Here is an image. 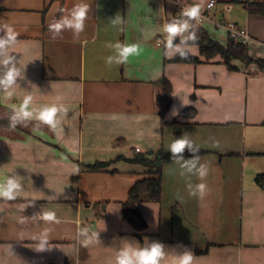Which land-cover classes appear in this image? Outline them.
I'll return each instance as SVG.
<instances>
[{
	"label": "crops",
	"instance_id": "0c3cea01",
	"mask_svg": "<svg viewBox=\"0 0 264 264\" xmlns=\"http://www.w3.org/2000/svg\"><path fill=\"white\" fill-rule=\"evenodd\" d=\"M210 1L0 0V28L17 33L11 54L26 77L12 95L0 91V181L19 176L23 185L16 200L0 199V264H115L125 245L151 241L166 246L162 264H176L185 247L192 264H264V189L256 184L264 174V69L239 59L229 68L221 56L208 59L190 43L198 63L165 55L164 25L180 18L179 9L199 4L207 17L200 25L192 21L196 27L227 48L229 34L217 24L245 26L252 38L247 55L264 60V15L250 13L264 0H214L207 11ZM81 2L89 5L85 31L53 39L49 24L62 8L64 15ZM117 15L123 23L114 27ZM117 41L138 42L142 52L108 66L112 50L105 44ZM165 79L172 94L161 115ZM26 95L33 96L29 110L67 109L59 134L35 119L9 127ZM177 134L206 152L199 157L208 165L203 182L211 192L203 200L190 196L187 184L202 181L181 176L174 161L166 164L161 202L138 204L147 222L139 237L122 204L151 176L121 158L152 159L161 148L168 152ZM100 162H110L107 170L93 171ZM42 211L55 212L59 223L33 219ZM83 227L100 233L99 240L84 246ZM45 231L51 249L38 252Z\"/></svg>",
	"mask_w": 264,
	"mask_h": 264
},
{
	"label": "clouds",
	"instance_id": "9594fccd",
	"mask_svg": "<svg viewBox=\"0 0 264 264\" xmlns=\"http://www.w3.org/2000/svg\"><path fill=\"white\" fill-rule=\"evenodd\" d=\"M63 11L62 9L61 12ZM88 14V4L83 2L75 4L66 14L49 24L48 30L52 38H62L65 31H71L73 36L78 38L85 31ZM200 15L201 6L194 4L183 9L180 18L173 19L164 25L163 31L166 33L165 55L169 59L177 55L182 59L188 57L192 51L189 42L191 41L194 44L198 40L196 26L192 21H199ZM110 21L114 27L123 23L120 15ZM0 32L4 33V35H0V91L12 95L14 89L18 87V82L26 79L25 69L20 66L17 57L11 54V50L17 44V33L8 25L0 28ZM177 40H179V43H176ZM105 47L112 50V55L107 56L105 59L108 66L126 64L130 57L139 56L142 52V46L138 42L130 44L119 41L115 43L107 42ZM32 101L33 96L26 95L23 103L18 108L13 109V114L9 118V127L15 128L17 124H25V122L35 119L48 126L52 132L59 134L62 131V120L67 115V109L63 105L52 104L29 110ZM113 119H120V117L114 114ZM186 150L192 154L191 158H185L184 153ZM167 151L171 153V160L179 165L181 176H196L202 181L196 184L191 182L187 184L189 195L203 200L210 194L211 189L203 182L209 173V168L206 163L200 162L199 146L187 134H184L173 140ZM22 190L23 185L19 176H9L6 180L0 181V199L14 201ZM178 199L182 201L183 197L178 195ZM33 203L29 202L22 205L20 210L24 211ZM33 219L59 223L56 213L53 211H42L33 216ZM78 235L84 238V246H88L99 240L100 233H90L88 227H83L79 229ZM50 249L48 247V233L45 231L39 237V245L36 251L43 252ZM166 256V246L159 241H151V243L145 244L144 247L127 244L119 250L115 264H162ZM192 262L193 252L191 250L185 247L183 252L177 253L176 264H192Z\"/></svg>",
	"mask_w": 264,
	"mask_h": 264
},
{
	"label": "trees",
	"instance_id": "16d2710c",
	"mask_svg": "<svg viewBox=\"0 0 264 264\" xmlns=\"http://www.w3.org/2000/svg\"><path fill=\"white\" fill-rule=\"evenodd\" d=\"M63 6V5H62ZM63 9V8H62ZM250 13L264 15V3L253 4L250 8ZM63 15V12L60 11L58 16ZM196 33L198 40L194 43L199 45L202 55L206 56L208 59L214 58L216 56H221L225 60V64L231 68V61L233 59H239L242 61H247L248 63H255L259 68L264 69V60L257 59L253 60L247 55V47L240 43L236 42L233 39H230L229 45L227 48L221 46L219 43L213 41L207 32L202 30L199 27H196ZM190 44H193L191 41ZM176 63H198L197 58H193L190 54L186 59H182L179 55L174 59ZM163 87V101L160 114L165 113L171 102L172 94V85L165 79ZM179 137L180 134H177ZM206 153L203 150H200L198 155H203ZM184 156L186 159L191 158L192 154L188 151H185ZM125 161L132 162L133 164H140L145 166L147 175H150L151 178L144 179L136 183V185L131 189L129 193V198L126 202L122 204L123 216L124 219L131 223L136 231L137 236L141 237V233L146 229L147 222L142 216L140 210L138 209V204L141 202H161L163 194V167L166 164L173 162L171 160L170 151L165 152L163 148L158 150L154 154V158H150L149 155L136 154L133 159L121 158ZM110 162H100L91 169L93 171L107 170L106 167L109 166ZM256 184L259 188L264 189V174L258 175L256 178ZM1 201V200H0ZM197 252H201L197 249ZM207 252V250L205 251Z\"/></svg>",
	"mask_w": 264,
	"mask_h": 264
},
{
	"label": "built area",
	"instance_id": "2783aa9c",
	"mask_svg": "<svg viewBox=\"0 0 264 264\" xmlns=\"http://www.w3.org/2000/svg\"><path fill=\"white\" fill-rule=\"evenodd\" d=\"M214 5H215V1L214 0L210 1L206 6L207 11H210ZM183 9L184 8L179 9L178 11L179 16L181 15ZM206 17L207 16L205 13H201L199 22H203L204 20H206ZM217 25L222 27L228 32L230 39H233L236 42H240L244 44L246 47H248L249 44H251L252 38L247 27L239 25L236 22H228V21H223ZM136 151L140 152V149L137 148Z\"/></svg>",
	"mask_w": 264,
	"mask_h": 264
},
{
	"label": "rangeland",
	"instance_id": "374dc122",
	"mask_svg": "<svg viewBox=\"0 0 264 264\" xmlns=\"http://www.w3.org/2000/svg\"><path fill=\"white\" fill-rule=\"evenodd\" d=\"M222 21H224V20H222ZM222 21H221V22H222ZM198 23H199V25L201 24L200 22H198ZM202 25H203V24H202ZM217 32L220 33V34H223V37L226 38V35H225L224 33L220 32V31H217Z\"/></svg>",
	"mask_w": 264,
	"mask_h": 264
},
{
	"label": "water",
	"instance_id": "95a60500",
	"mask_svg": "<svg viewBox=\"0 0 264 264\" xmlns=\"http://www.w3.org/2000/svg\"><path fill=\"white\" fill-rule=\"evenodd\" d=\"M162 101H163V98H162Z\"/></svg>",
	"mask_w": 264,
	"mask_h": 264
}]
</instances>
